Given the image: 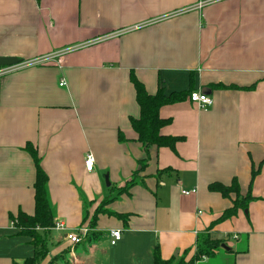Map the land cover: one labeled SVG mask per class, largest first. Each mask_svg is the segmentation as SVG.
Listing matches in <instances>:
<instances>
[{
	"label": "crops",
	"instance_id": "obj_1",
	"mask_svg": "<svg viewBox=\"0 0 264 264\" xmlns=\"http://www.w3.org/2000/svg\"><path fill=\"white\" fill-rule=\"evenodd\" d=\"M73 46L79 49L68 51ZM58 54L0 77V264L33 254L11 221L34 213L28 146L64 226L51 232L59 262L153 264L156 247L164 261L188 262L197 236L209 233L226 240L222 258L230 264H264V0H0V58ZM130 72L150 95L163 88L167 96L212 99L207 109L189 95L160 108L170 120L160 134L182 138L173 150L144 151L136 141ZM144 159L136 184L118 195ZM233 180L252 200L216 223L234 195L208 187ZM108 197L116 199L104 210L115 215L99 214L78 245L66 240L88 230ZM111 231H120L114 245Z\"/></svg>",
	"mask_w": 264,
	"mask_h": 264
},
{
	"label": "trees",
	"instance_id": "obj_2",
	"mask_svg": "<svg viewBox=\"0 0 264 264\" xmlns=\"http://www.w3.org/2000/svg\"><path fill=\"white\" fill-rule=\"evenodd\" d=\"M129 81L134 89L135 102L139 109V117L137 119H129L130 127L136 134V141L142 146L144 151H147L150 147H156L157 149L168 148L173 150L175 144L181 141L182 138L164 136L160 134V130L170 124V120L162 119L159 116V110L163 106L180 102L186 96H190L191 92L189 91V93L183 95L171 94L167 96L164 93L163 88H158L155 94L150 95L145 91L144 86L136 79L133 72H130ZM217 88L220 89L224 87L218 86ZM118 141H125L124 137L120 133H118ZM26 150L32 157L35 165V181L33 185L34 213L31 216L19 213L17 218H11V221L14 228L19 230L18 234L31 240L30 245L33 247V254L31 257L23 260L21 263L13 264H41V262H43L49 254L50 247L52 246L51 232L56 225L55 213L48 201V180L46 174L40 167V161L37 157V154L31 146L26 147ZM145 165V159L138 162V170L132 174L130 180L125 184L124 188L118 191V195L127 192L132 186L136 184L138 176L143 171ZM255 175L256 172H253L251 178H254ZM208 190L210 192L220 194L221 197L225 199L229 198L230 195H234L232 207L225 210L216 223L228 220L235 216L239 209L246 210L247 205L252 200L249 194L246 196L240 195L239 186L236 180H233L230 186L210 184ZM115 199V197H108L104 199L101 204H99L94 216L87 226L89 231L84 237L85 240L89 239L90 230L95 226V219L99 214L115 215L112 212L104 210V206ZM221 245L226 246V240L215 239L209 233L199 234L196 238L194 255L188 262H185L184 256L179 258L172 257L171 259L164 261L161 259L158 248L156 247V249L153 251V264H202L205 261L213 259L222 249ZM240 252L244 253L246 252V249ZM58 258L63 261V253L55 258H52L48 264H56L59 261Z\"/></svg>",
	"mask_w": 264,
	"mask_h": 264
},
{
	"label": "built area",
	"instance_id": "obj_3",
	"mask_svg": "<svg viewBox=\"0 0 264 264\" xmlns=\"http://www.w3.org/2000/svg\"><path fill=\"white\" fill-rule=\"evenodd\" d=\"M79 49V48H76ZM76 49H72L76 50ZM61 54L50 56L49 58H42V59H37L35 61H27V62H22L21 64L15 65V66H10V67H2L0 70V77L6 76L14 71H17L21 68H25L28 66H32L35 64H44L48 60H54L56 57L60 56ZM62 86V84H60ZM189 101L192 104H195L198 108L200 109H207L213 104L212 99H210L208 96L202 95L199 92H192L189 96ZM94 166V158L92 155L88 154L85 157V162H84V167L87 172H90ZM184 195L190 194L189 192H184ZM58 231H63L64 226L60 223H56L55 227L53 228ZM88 230L86 228H80L77 232L74 233H67L65 235L66 240H68L71 244L73 245H78L82 239L86 236ZM110 237H111V245H114L116 242L120 240V231H111L110 232Z\"/></svg>",
	"mask_w": 264,
	"mask_h": 264
},
{
	"label": "rangeland",
	"instance_id": "obj_4",
	"mask_svg": "<svg viewBox=\"0 0 264 264\" xmlns=\"http://www.w3.org/2000/svg\"><path fill=\"white\" fill-rule=\"evenodd\" d=\"M76 48H78V47H75V46H73V47H71V48H68V51H70V52H72L71 50L72 49H76ZM65 50H67V49H65ZM74 51V50H73ZM66 53H68V52H66ZM105 181V180H104ZM105 184V183H104ZM55 246V245H54ZM78 247V246H77ZM51 249H52V246L50 247V259H52V258H55L56 257V255L59 253V252H61L62 251V249H55V251H51ZM222 250V249H221ZM219 251L217 254H216V256L213 258V259H211V260H208L207 262H205V263H202V264H230L227 260H225V259H223L222 258V251ZM56 251H58V252H56ZM56 252V253H55ZM69 259H70V257H69ZM226 259H228V260H230V258H226ZM50 261V260H49ZM44 262V261H43ZM43 262H41V264H43ZM72 262V261H71ZM45 264H48V260L46 261V263ZM56 264H64L63 262H57Z\"/></svg>",
	"mask_w": 264,
	"mask_h": 264
},
{
	"label": "water",
	"instance_id": "obj_5",
	"mask_svg": "<svg viewBox=\"0 0 264 264\" xmlns=\"http://www.w3.org/2000/svg\"><path fill=\"white\" fill-rule=\"evenodd\" d=\"M22 60L17 58H10V57H1L0 58V67H10L15 66L18 64H21ZM106 185H108L107 178L105 179ZM221 248L225 251H228L229 249L225 245H221Z\"/></svg>",
	"mask_w": 264,
	"mask_h": 264
}]
</instances>
